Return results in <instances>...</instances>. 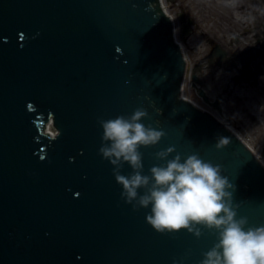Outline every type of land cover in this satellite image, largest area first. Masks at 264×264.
<instances>
[{"label":"water","instance_id":"obj_1","mask_svg":"<svg viewBox=\"0 0 264 264\" xmlns=\"http://www.w3.org/2000/svg\"><path fill=\"white\" fill-rule=\"evenodd\" d=\"M178 19L181 37L190 35L184 15ZM254 37L231 54L216 45L207 68L264 66V37ZM186 67L161 0H0V264H200L216 232H157L145 219L151 205L126 203L99 153V121L137 108L148 113L142 123L165 133L139 148L142 174L164 163L155 153L168 147V159L198 154L221 166L237 217L264 225V166L182 98ZM201 67L191 86L221 114V102L203 90ZM218 137L230 143L217 149Z\"/></svg>","mask_w":264,"mask_h":264},{"label":"clouds","instance_id":"obj_2","mask_svg":"<svg viewBox=\"0 0 264 264\" xmlns=\"http://www.w3.org/2000/svg\"><path fill=\"white\" fill-rule=\"evenodd\" d=\"M148 113L135 109L130 116L99 121L102 128L101 156L114 166L115 181L122 186L121 196L133 207L148 208L146 222L157 232L174 233L187 230L197 238L201 228L215 231L217 242L202 253L200 264H264V225L249 226L247 217H237L232 203V185L221 175V166L205 161L198 154L181 158L173 147L155 153L163 164L143 173L140 147L155 146L165 135L141 121ZM230 143L218 137L215 148ZM127 163L132 170L120 174ZM143 190L142 194L139 190ZM167 230V231H165Z\"/></svg>","mask_w":264,"mask_h":264},{"label":"rangeland","instance_id":"obj_3","mask_svg":"<svg viewBox=\"0 0 264 264\" xmlns=\"http://www.w3.org/2000/svg\"><path fill=\"white\" fill-rule=\"evenodd\" d=\"M162 6L174 21L176 40L188 64L182 97L210 111L191 88L190 72L196 64L204 63L206 55L209 54L207 39L216 41L228 31L233 36L237 34V27L243 24L246 9L247 14L249 11L256 17H264V0H162ZM182 13L191 20L190 35L186 37H181V24L178 20V15ZM209 72H203V75H210ZM214 82L216 88L213 93L218 92L220 96H224V90L230 91L222 104V114L232 122L233 132L256 156L262 157L264 93L230 85L225 89L226 78L219 75L214 76ZM210 112L224 121L218 112Z\"/></svg>","mask_w":264,"mask_h":264},{"label":"flooded vegetation","instance_id":"obj_4","mask_svg":"<svg viewBox=\"0 0 264 264\" xmlns=\"http://www.w3.org/2000/svg\"><path fill=\"white\" fill-rule=\"evenodd\" d=\"M248 17V16H247ZM258 18L257 20H249L245 19L241 27H237L239 34H242L240 38L237 40H234L233 35L230 31L225 32L224 35H222V38L212 41L211 39H207L208 43V49L209 53L212 51L214 45H220L222 49L226 52L233 51L236 47V49L242 48V44L246 41H251V36L260 37L264 34V18ZM260 20V21H259ZM208 55L205 57V63L208 60ZM263 66L255 61H248L247 63L239 64L235 68L225 67L218 68L216 73L213 75L204 76L205 82H204V92L205 93H212L213 90H215L216 85L214 82V76L219 75L221 77H227L228 81L230 82V86H237L242 89H256L259 91H262L264 93V68ZM205 70H202L201 73H203ZM231 71V72H230ZM209 72V71H206ZM200 73V75H201ZM210 73V72H209ZM231 73V74H230ZM230 74V75H229ZM203 75V74H202ZM228 87H225V89ZM224 90L223 95L220 96L219 99L222 100V103H224V100H226V96L229 95L230 91Z\"/></svg>","mask_w":264,"mask_h":264},{"label":"bare ground","instance_id":"obj_5","mask_svg":"<svg viewBox=\"0 0 264 264\" xmlns=\"http://www.w3.org/2000/svg\"><path fill=\"white\" fill-rule=\"evenodd\" d=\"M213 95H216V94H213Z\"/></svg>","mask_w":264,"mask_h":264}]
</instances>
